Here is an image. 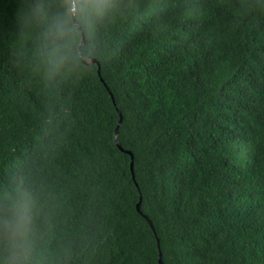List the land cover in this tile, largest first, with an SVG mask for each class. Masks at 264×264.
Wrapping results in <instances>:
<instances>
[{"label":"trees","instance_id":"16d2710c","mask_svg":"<svg viewBox=\"0 0 264 264\" xmlns=\"http://www.w3.org/2000/svg\"><path fill=\"white\" fill-rule=\"evenodd\" d=\"M73 6L0 0V264H263L264 0Z\"/></svg>","mask_w":264,"mask_h":264},{"label":"clouds","instance_id":"9594fccd","mask_svg":"<svg viewBox=\"0 0 264 264\" xmlns=\"http://www.w3.org/2000/svg\"><path fill=\"white\" fill-rule=\"evenodd\" d=\"M72 11V19H73V23H74V25H75V28L77 29V30H79V31H81V29H82V31L84 32V30H83V28H81V27H79V25L77 24V22H76V20H75V16H74V12H75V8H74V6H73V9L71 10ZM157 11H156V9L153 11V13L155 14ZM146 15H147V11H145V12H143L140 16H139V19H144L145 17H146ZM74 20H75V22H74ZM81 28V29H80ZM82 31H81V34H82ZM84 34H85V32H84ZM83 36V35H82ZM85 40H86V38H85ZM85 44V42H83V38H82V43H81V45H80V48L83 46ZM93 59V58H92ZM92 59L88 62V64L89 63H91V61H92ZM85 60V59H84ZM94 60H96V59H94ZM97 62V61H96ZM95 62V63H96ZM93 64V63H92ZM98 64V63H97ZM138 203H140V210H138V208H137V211H138V213H140V214H142L143 215V212H142V196L140 197V200H139V202ZM138 203H137V206H138ZM149 221V223H150V220H148ZM150 226L152 227V228H154V225H153V222H152V224H150ZM11 230H12V233H13V236L14 237H21V238H25L26 237V235H27V221H26V219L24 218V216H23V214H19L18 215V217L15 219V221L11 224ZM264 264V263H263Z\"/></svg>","mask_w":264,"mask_h":264},{"label":"water","instance_id":"95a60500","mask_svg":"<svg viewBox=\"0 0 264 264\" xmlns=\"http://www.w3.org/2000/svg\"><path fill=\"white\" fill-rule=\"evenodd\" d=\"M74 22H75V20H74ZM80 29H81V28H80ZM81 31H82V29H81ZM82 35H83V42H85V34H84L83 31H82ZM95 62H96V60L92 59L91 63H89V64H92V63H95ZM98 66H99V64H98ZM98 73L100 74V67H99V71H98ZM102 80H103V79H102ZM112 97H113V95H112ZM122 121H123V118H122V116H120L119 123H118V125H117L116 128H115V142H116V143L118 144V146L123 150V147H122V146L120 145V143H119V137H118V134H119V127H120ZM126 153L129 154V155L131 156V158H132L131 169H132V172H133V170H134V163H133L134 155L132 154L131 151H126ZM137 208H138V210H140V203H138ZM150 224H152V221H151V220H150ZM159 255H160V258H159V264H164V262H163V260H162V252H161V251H160Z\"/></svg>","mask_w":264,"mask_h":264},{"label":"rangeland","instance_id":"374dc122","mask_svg":"<svg viewBox=\"0 0 264 264\" xmlns=\"http://www.w3.org/2000/svg\"><path fill=\"white\" fill-rule=\"evenodd\" d=\"M71 2L73 3L74 8H75V11H76V9H77V0H71ZM74 16H75V14H74ZM75 20H76V19H75ZM76 22H77V20H76ZM77 24L79 25V27L83 28V27L81 26V24H79L78 22H77Z\"/></svg>","mask_w":264,"mask_h":264}]
</instances>
